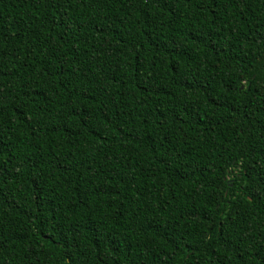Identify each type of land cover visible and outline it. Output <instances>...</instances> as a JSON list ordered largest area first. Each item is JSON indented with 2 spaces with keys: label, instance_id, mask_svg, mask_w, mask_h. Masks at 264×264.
I'll return each instance as SVG.
<instances>
[{
  "label": "trees",
  "instance_id": "16d2710c",
  "mask_svg": "<svg viewBox=\"0 0 264 264\" xmlns=\"http://www.w3.org/2000/svg\"><path fill=\"white\" fill-rule=\"evenodd\" d=\"M0 264H264V0H0Z\"/></svg>",
  "mask_w": 264,
  "mask_h": 264
}]
</instances>
